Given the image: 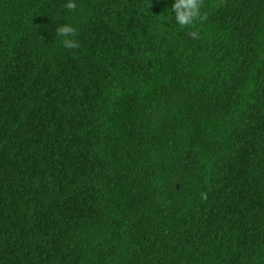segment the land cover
Returning <instances> with one entry per match:
<instances>
[{
	"label": "trees",
	"instance_id": "16d2710c",
	"mask_svg": "<svg viewBox=\"0 0 264 264\" xmlns=\"http://www.w3.org/2000/svg\"><path fill=\"white\" fill-rule=\"evenodd\" d=\"M66 3L0 0V264H264V0Z\"/></svg>",
	"mask_w": 264,
	"mask_h": 264
},
{
	"label": "clouds",
	"instance_id": "9594fccd",
	"mask_svg": "<svg viewBox=\"0 0 264 264\" xmlns=\"http://www.w3.org/2000/svg\"><path fill=\"white\" fill-rule=\"evenodd\" d=\"M65 7L69 11L76 10L77 0H67ZM202 7V0H173L170 8L176 24L185 27L193 26L196 21L205 18L201 13ZM76 33L77 29L72 24L65 23L57 27L55 35L61 38V43L65 48L74 49L79 47V42L75 39ZM191 36L196 39L199 33L192 31Z\"/></svg>",
	"mask_w": 264,
	"mask_h": 264
}]
</instances>
